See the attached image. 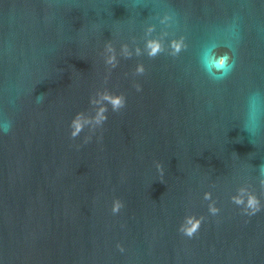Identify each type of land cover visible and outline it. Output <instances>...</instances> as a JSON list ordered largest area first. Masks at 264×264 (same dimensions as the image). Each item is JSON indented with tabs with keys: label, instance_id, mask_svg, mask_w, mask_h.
Instances as JSON below:
<instances>
[{
	"label": "water",
	"instance_id": "1",
	"mask_svg": "<svg viewBox=\"0 0 264 264\" xmlns=\"http://www.w3.org/2000/svg\"><path fill=\"white\" fill-rule=\"evenodd\" d=\"M261 165L264 0H0V264H264Z\"/></svg>",
	"mask_w": 264,
	"mask_h": 264
},
{
	"label": "clouds",
	"instance_id": "2",
	"mask_svg": "<svg viewBox=\"0 0 264 264\" xmlns=\"http://www.w3.org/2000/svg\"><path fill=\"white\" fill-rule=\"evenodd\" d=\"M168 17L165 16V20H167ZM163 22V21H162ZM152 29H149L151 31ZM183 37H180L179 39H172L169 41L170 47L172 49L171 54L175 55L179 53L185 45L183 44ZM146 48H147V55L149 57H155L158 53L163 51V47L161 43L158 40H149L146 42ZM109 52H112L113 49L109 46L107 49ZM228 59L229 57L227 54H219L214 56V63L209 65V63L205 60V68L206 70L211 73L213 70L217 72H227L229 69L228 66ZM107 63L111 64L113 67L116 66V61H115V55H111L107 58ZM144 72V68L142 65H137L136 67V73L142 74ZM136 90H140V86L137 84L135 85ZM106 100L109 101V103L112 106L113 111H118L119 109L123 108L125 105V98L122 94H106L104 97ZM107 111L106 108H101L96 116L94 117H86L83 112H77L75 116L72 118L70 122V137L75 138L77 137L85 128L86 124H89L91 121H94L96 125H101L106 119L105 113ZM9 125H5V131H8ZM91 137L90 136H85L84 140L87 142ZM156 169L158 172L163 174V169L162 166L159 163H156ZM261 176L264 177V165H261ZM260 185L264 186V179L260 180ZM242 193H246L245 195H242ZM204 199L209 200L210 199V194L205 193L204 194ZM231 200L234 204L236 205H243L242 211L247 214V215H254L256 212L260 210V202L257 196L250 191H247L246 189H239L238 194L234 195L231 197ZM122 203L119 199H114L112 203V208L111 211L112 213H117L121 207ZM208 211L212 215H216L219 211L217 207L214 206L213 203L208 204ZM204 219L203 216L196 217L194 215H188L185 216L183 223L179 227V231L191 238L194 236V234L197 233V231L200 228L201 221ZM117 248L122 252L124 249L118 244Z\"/></svg>",
	"mask_w": 264,
	"mask_h": 264
}]
</instances>
